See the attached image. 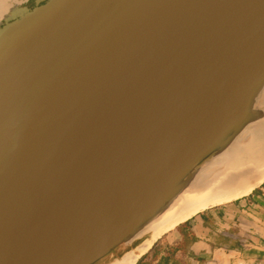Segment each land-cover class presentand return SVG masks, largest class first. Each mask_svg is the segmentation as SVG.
Wrapping results in <instances>:
<instances>
[{
  "label": "water",
  "instance_id": "1",
  "mask_svg": "<svg viewBox=\"0 0 264 264\" xmlns=\"http://www.w3.org/2000/svg\"><path fill=\"white\" fill-rule=\"evenodd\" d=\"M263 184L264 0H0V264H138Z\"/></svg>",
  "mask_w": 264,
  "mask_h": 264
},
{
  "label": "crops",
  "instance_id": "2",
  "mask_svg": "<svg viewBox=\"0 0 264 264\" xmlns=\"http://www.w3.org/2000/svg\"><path fill=\"white\" fill-rule=\"evenodd\" d=\"M138 264H264V184L166 234Z\"/></svg>",
  "mask_w": 264,
  "mask_h": 264
},
{
  "label": "bare ground",
  "instance_id": "3",
  "mask_svg": "<svg viewBox=\"0 0 264 264\" xmlns=\"http://www.w3.org/2000/svg\"><path fill=\"white\" fill-rule=\"evenodd\" d=\"M184 219H185V218H180V219L176 220V221L173 222L169 227H170V228H173V227L175 226V224H177V223L180 222V221H183ZM133 262H134V259L129 258V259L125 260L122 264H133Z\"/></svg>",
  "mask_w": 264,
  "mask_h": 264
}]
</instances>
